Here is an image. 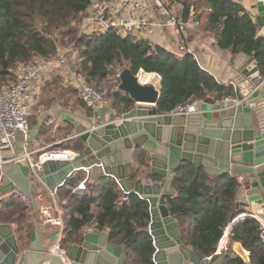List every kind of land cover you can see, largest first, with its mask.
Listing matches in <instances>:
<instances>
[{
  "label": "water",
  "instance_id": "95a60500",
  "mask_svg": "<svg viewBox=\"0 0 264 264\" xmlns=\"http://www.w3.org/2000/svg\"><path fill=\"white\" fill-rule=\"evenodd\" d=\"M255 7L257 34L264 37V4L256 1ZM104 31L101 22L94 25L93 32ZM260 78L257 63L250 58L225 82L231 81L232 98L222 104L204 102L192 113L176 115L162 113L160 92L151 84H141L138 75L125 68L118 74V91L127 95L131 109L112 114L103 124L89 121L76 128L78 149L72 160L50 159L34 170L28 163L3 168L0 194L17 189L9 177L17 170L28 183L24 193L35 211L37 186L53 193L69 178L89 169L92 181L100 176L112 180L122 194H136L147 203L149 223L143 231L152 239L154 264H211L212 259L182 242L179 224L167 206L174 200L173 180L185 163L202 168L210 178L239 176L237 211L264 225V82ZM32 221L25 250L13 227L0 223V264H65L49 245L42 244L47 238L54 245L57 230L43 234L36 220ZM64 250L69 264H127L123 247L111 243L105 232L83 230ZM231 250L244 264H250V253L241 243L232 242Z\"/></svg>",
  "mask_w": 264,
  "mask_h": 264
},
{
  "label": "trees",
  "instance_id": "16d2710c",
  "mask_svg": "<svg viewBox=\"0 0 264 264\" xmlns=\"http://www.w3.org/2000/svg\"><path fill=\"white\" fill-rule=\"evenodd\" d=\"M107 1V0H103ZM210 10L208 23L218 28L217 44L233 54L244 53L256 61L264 76V39L257 37L251 17L231 0H200ZM90 0H0V86L18 80L22 66L38 58L55 54L60 46L74 42L83 79L99 88L100 83L128 68L134 75L140 70L160 76L158 108L170 113L193 101L210 97L221 101L231 93L212 76L201 70L190 54L181 58L121 36L115 28L78 36L77 24L86 15ZM190 3L185 4L188 12ZM138 75V74H137ZM141 77V75L139 76ZM118 82V78L115 79ZM140 81H146L145 77ZM112 103L124 113L132 103L127 95L115 91ZM84 105V104H83ZM69 149L76 151L77 144ZM144 163V159L141 158ZM73 184L57 192L67 198L62 246L78 239L79 232L93 225L106 231L111 243L123 247L127 264H154L152 239L144 232L149 223L148 205L136 194L119 203L120 191L112 180L102 186L98 196H76ZM68 187V188H67ZM236 179L222 176L211 180L190 163L180 166L173 180L174 200L169 211L180 226L182 242L194 252L212 257L226 228L237 216L234 200ZM0 200V223L15 228L21 242L25 239L28 209L13 195ZM260 225L251 218L235 223L230 230L232 242H239L250 253V264H264V244L259 239ZM24 235L22 238L21 235ZM211 264H244L228 250L212 258Z\"/></svg>",
  "mask_w": 264,
  "mask_h": 264
},
{
  "label": "crops",
  "instance_id": "0c3cea01",
  "mask_svg": "<svg viewBox=\"0 0 264 264\" xmlns=\"http://www.w3.org/2000/svg\"><path fill=\"white\" fill-rule=\"evenodd\" d=\"M231 1L238 4L244 12L251 17L255 24L256 35L258 37L257 24L254 20V16L256 15V0ZM187 3H190V6L186 13L184 6ZM209 15L210 10L200 0H143L132 4L118 2L106 24L110 25L111 23H118L119 25L114 28L121 36L129 37L134 41L150 46L152 50L160 48L163 52L179 58L184 54L192 55L201 70L212 76L219 85L231 89V81L227 84H225V82L230 79L235 70L243 66L253 57L244 53L233 54L231 47L225 50L220 49L216 38L218 28H213L209 25ZM172 19L180 22L182 25H172ZM260 38L264 39V37ZM79 70V58L78 55L75 54L69 58L66 67L55 71L45 72L40 80L33 84L31 89V112L28 117V152L31 153L29 159L39 157L41 154L48 152L74 153L75 151L69 149V147L76 144L77 138L74 137L76 135L74 132L76 128L87 126L89 121H94L95 125H98L99 123L103 124L112 114H123L119 112L120 107L117 105L114 106L112 103V94L115 91H118L119 84V82H116L115 77L121 70L117 71L115 69L114 76L100 83L99 90L104 101L94 114L83 105L79 98L78 88L80 80L83 78L80 75ZM137 74L138 80L141 84H151L159 91L161 79L159 75L156 73L147 74L142 70ZM140 75L141 77H139ZM142 77H145L146 81H140V78ZM260 79L261 81H264V76L261 75ZM37 84H39V86H36ZM225 98H232V92L229 93L227 97H224V99ZM224 99L221 101H214L213 97H210L205 103L211 105L222 104ZM21 142L22 137L18 136L14 143V150L12 152L4 151L2 154L3 157L10 158L14 156L22 160L23 150L21 148ZM19 163L25 164L21 161ZM14 165L15 163L1 166L0 175L3 168ZM200 169L203 171L202 168ZM84 175V173L80 172L74 177L69 178L57 190V192L65 188L66 183L68 182L73 184V188ZM9 177L17 187V189L12 192L18 194L15 197L20 198L21 194L26 196L25 191L28 190V183L25 182L20 172L13 170L9 174ZM226 177H229V175ZM216 178L219 177L210 179L214 180ZM236 180H239V176L236 177ZM107 181L109 180L101 176L94 181L89 178L86 194L94 197L98 196L102 186ZM175 194L176 193L173 190L174 198L176 196ZM122 195L123 194L120 191L119 203H121ZM29 201L31 202L30 199ZM34 201L36 203V210L34 211L32 208L31 210H28L27 213L28 226L24 229L26 232L23 242L24 250L27 249L30 244V234L34 226L32 219L36 220L38 227L43 230V234L48 235L52 231L57 230L56 227L51 226L48 223L49 219L55 218L56 216L50 192H42L41 187L37 186L35 189ZM55 203L57 208L62 211L64 222L66 212L65 207L68 203V199L56 195ZM167 206L169 208V204H167ZM235 211L237 212V216L233 222L238 216H247V213L241 214V212H238L236 207ZM173 217L175 218V216ZM231 227L232 226L229 225L226 228L213 257L219 256L228 250L232 253V240L230 239ZM13 229L16 233L14 227ZM83 230H91L99 233L93 225H90L81 231ZM103 232L108 234L106 231ZM224 243L226 245V250L221 251L220 247L223 246ZM42 244L45 246L49 245L50 251L52 252L51 248L54 245H51L47 238L42 240ZM61 244L62 243L60 242V246ZM60 248L62 249L63 247ZM232 255L234 254L232 253ZM41 264L47 263L42 262Z\"/></svg>",
  "mask_w": 264,
  "mask_h": 264
},
{
  "label": "built area",
  "instance_id": "2783aa9c",
  "mask_svg": "<svg viewBox=\"0 0 264 264\" xmlns=\"http://www.w3.org/2000/svg\"><path fill=\"white\" fill-rule=\"evenodd\" d=\"M143 0H90L89 8L87 9V14L82 18V20L77 24L78 36H83L93 32L94 25L97 22H101L106 30L109 28H114L118 26V23H111L107 25L106 22L108 18L112 15L115 5L118 2L124 4L138 3ZM264 4V0H256ZM172 25H182L180 22L172 19ZM77 54L74 42L66 46H60L57 48L54 55L46 58H38L32 62L22 66L18 80L9 86H0V167L6 164H16L24 162L28 163L31 169H40L41 165L50 159H63L72 160L75 156L72 152H48L41 154L36 157V162L29 159L31 155L28 152V117L30 116V105L32 102L31 89L33 84L38 82L45 72L59 70L64 68L68 64V60L73 55ZM118 78V75L116 76ZM264 82V81H263ZM78 94L81 102L84 106L94 114L98 107L103 103L104 99L100 91L92 84L86 82L83 78L80 80ZM225 98L224 101H228ZM202 103V101H193L189 106L177 107L170 114H188L194 112L197 107ZM18 136L22 137L21 148L23 150L22 160L16 157L4 158L3 152L10 151L14 149V143ZM20 164V163H19ZM82 173L85 175L79 179L76 185L71 189V193L76 196H84L87 192L88 182L90 178L89 169H85ZM0 175V184H1ZM16 196L18 194L8 193L5 196ZM50 195L53 199V209L56 212L55 218L49 219L48 223L51 226L57 228V242L54 244L56 247V255L59 256L65 264H69L65 259V250L60 248V242L63 239V214L59 210L55 203V197L57 191L51 193ZM129 194H123L121 198V203L127 201ZM4 196L0 194V200ZM20 198L24 202L28 210L32 209L31 202L26 196L20 195ZM120 201V200H119ZM247 216L242 215L241 220ZM233 223V222H232ZM231 223V224H232ZM260 225L259 239L261 243L264 244V225L261 221H258ZM230 224V225H231ZM221 251L226 250L225 243L220 247ZM212 259L211 257H208Z\"/></svg>",
  "mask_w": 264,
  "mask_h": 264
},
{
  "label": "bare ground",
  "instance_id": "6f19581e",
  "mask_svg": "<svg viewBox=\"0 0 264 264\" xmlns=\"http://www.w3.org/2000/svg\"><path fill=\"white\" fill-rule=\"evenodd\" d=\"M55 248H56L55 246H52V248H51V250H52V252H53L52 254H53L54 256H55V253H56V252H55V251H56Z\"/></svg>",
  "mask_w": 264,
  "mask_h": 264
},
{
  "label": "rangeland",
  "instance_id": "374dc122",
  "mask_svg": "<svg viewBox=\"0 0 264 264\" xmlns=\"http://www.w3.org/2000/svg\"><path fill=\"white\" fill-rule=\"evenodd\" d=\"M30 62H32V61H30ZM30 62H28V63H30ZM28 63H27V64H28ZM115 78H116V77H115ZM116 79H117V78H116ZM36 86H39V84H37ZM97 89L99 90V88H97ZM99 91H100V90H99ZM31 93H32V92H31ZM30 112H31V111H30ZM21 236H22V238H24V235H23V234H22Z\"/></svg>",
  "mask_w": 264,
  "mask_h": 264
}]
</instances>
